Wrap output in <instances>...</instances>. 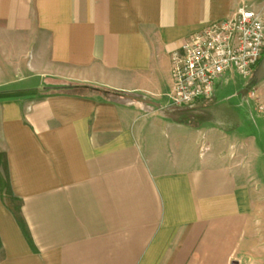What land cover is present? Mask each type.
I'll list each match as a JSON object with an SVG mask.
<instances>
[{
  "label": "crops",
  "instance_id": "1",
  "mask_svg": "<svg viewBox=\"0 0 264 264\" xmlns=\"http://www.w3.org/2000/svg\"><path fill=\"white\" fill-rule=\"evenodd\" d=\"M255 2L0 0V153L36 248L0 195V264H264V80L169 99L184 40Z\"/></svg>",
  "mask_w": 264,
  "mask_h": 264
},
{
  "label": "built area",
  "instance_id": "2",
  "mask_svg": "<svg viewBox=\"0 0 264 264\" xmlns=\"http://www.w3.org/2000/svg\"><path fill=\"white\" fill-rule=\"evenodd\" d=\"M262 58L261 11L243 7L233 17L204 27L188 36L171 56V106L188 108L211 99L215 83L228 73L252 78Z\"/></svg>",
  "mask_w": 264,
  "mask_h": 264
},
{
  "label": "rangeland",
  "instance_id": "3",
  "mask_svg": "<svg viewBox=\"0 0 264 264\" xmlns=\"http://www.w3.org/2000/svg\"><path fill=\"white\" fill-rule=\"evenodd\" d=\"M254 9H256L257 11H261L262 14V18H264V0H256L255 4L252 6ZM227 75V74H226ZM48 81L46 82V87L51 88V89H47L46 92L48 94H55L56 93H64V92H70L72 94H88V95H99L102 97H110L113 96V94L106 92L102 89H98V88H93V87H87V86H67V87H62L59 86V84L55 83L54 79H47ZM226 81L227 83L224 86V90L225 93L227 94V96H231L232 94H234V91H238L240 90V88L242 87V85L248 83V81H250L251 83H253V76L250 79H244L242 77H240L238 74H236L235 72L233 73H228V75L226 76ZM249 82V83H250ZM116 95H114L115 97ZM226 98L227 97H223L221 99V101H219L220 103L224 104V107H229L232 110H235V112L238 113V105H239V99H234L231 102H226ZM242 120L241 122H243V124H245L242 127V131L243 132H248L249 133H254L256 129V123L257 120L255 117H253V119L250 117V115L245 116L244 113L242 114Z\"/></svg>",
  "mask_w": 264,
  "mask_h": 264
},
{
  "label": "trees",
  "instance_id": "4",
  "mask_svg": "<svg viewBox=\"0 0 264 264\" xmlns=\"http://www.w3.org/2000/svg\"><path fill=\"white\" fill-rule=\"evenodd\" d=\"M0 195L3 204L7 207L8 211L12 214L17 226L19 227L27 245L32 252H36V248L29 235L27 226L21 216V201L13 196L9 183V171L6 155L0 153ZM1 247V244H0Z\"/></svg>",
  "mask_w": 264,
  "mask_h": 264
},
{
  "label": "water",
  "instance_id": "5",
  "mask_svg": "<svg viewBox=\"0 0 264 264\" xmlns=\"http://www.w3.org/2000/svg\"><path fill=\"white\" fill-rule=\"evenodd\" d=\"M264 80V58H262L261 62L259 63L257 69L253 74V84L256 85Z\"/></svg>",
  "mask_w": 264,
  "mask_h": 264
}]
</instances>
